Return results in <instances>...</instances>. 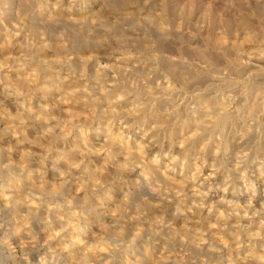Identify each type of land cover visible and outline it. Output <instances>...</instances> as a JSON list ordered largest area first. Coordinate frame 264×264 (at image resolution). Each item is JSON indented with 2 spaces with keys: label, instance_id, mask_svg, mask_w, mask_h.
<instances>
[{
  "label": "bare ground",
  "instance_id": "1",
  "mask_svg": "<svg viewBox=\"0 0 264 264\" xmlns=\"http://www.w3.org/2000/svg\"><path fill=\"white\" fill-rule=\"evenodd\" d=\"M149 14L140 21L165 39ZM92 16L66 20L81 31L70 44L20 45L0 26L6 259L264 264V67L245 64L264 49L242 51L256 37L213 40L237 56L229 74L205 51L194 63L138 42L135 17Z\"/></svg>",
  "mask_w": 264,
  "mask_h": 264
},
{
  "label": "rangeland",
  "instance_id": "2",
  "mask_svg": "<svg viewBox=\"0 0 264 264\" xmlns=\"http://www.w3.org/2000/svg\"><path fill=\"white\" fill-rule=\"evenodd\" d=\"M165 8L168 10L166 13L168 20L163 22ZM39 11L41 14L38 13ZM37 14L38 17H36ZM146 14L152 15L151 18L154 21L163 22L162 27L169 30L165 39L157 38L152 29L140 21ZM82 15H93V19L106 22L118 19L128 21L135 17L138 25L133 28H136L134 32L136 31L138 42H148L153 46H159L161 51L165 50L164 52L169 54L182 53L185 58L194 63H200L194 54L195 50L205 51L209 60H206L204 65L207 64L212 69L229 74L235 69L232 63L237 56L231 49L221 54L215 48L214 39L241 44L247 38L255 36L257 40L255 44L244 45L242 51L264 49V40H262V37L264 38V0H133L131 3H125L123 0H0V26L6 28L20 45H31L42 40L70 44L77 35L81 34V31L68 25L66 20L69 17ZM123 27L128 26L124 24ZM241 60L245 63L244 59L241 58ZM255 63L264 67V55L259 60L245 64L252 67ZM0 107H10L2 96ZM94 139L92 138L91 142L98 147ZM111 189V195L117 198L120 194L118 184H114ZM0 252V264H12L9 259H6V252L2 249Z\"/></svg>",
  "mask_w": 264,
  "mask_h": 264
}]
</instances>
